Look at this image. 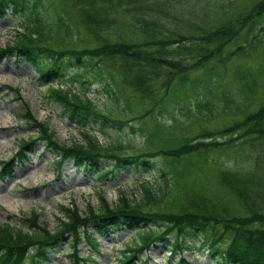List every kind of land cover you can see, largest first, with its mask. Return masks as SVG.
<instances>
[{"label":"rangeland","instance_id":"374dc122","mask_svg":"<svg viewBox=\"0 0 264 264\" xmlns=\"http://www.w3.org/2000/svg\"><path fill=\"white\" fill-rule=\"evenodd\" d=\"M262 1L39 0L36 9L43 32L29 24L25 14H15L9 8L3 14L0 10V48L16 43L20 32H34L39 38L48 33L56 49L80 50L109 42L133 44L180 35L197 37L224 24L237 29L240 26L239 35L226 46L224 54L238 43H251V37L264 26V6L255 8ZM33 2L29 0V4ZM242 18H249L243 26L237 22ZM60 22L69 28L71 36L65 35ZM144 22L153 28L144 32L138 27ZM262 36V47L249 49L242 58L224 64L219 63L218 54H211L204 63L184 74H170L177 69L164 63L155 70L152 64L141 67L139 60L115 57L92 60L87 69L72 66L66 78L77 74L76 78L61 80L56 86L80 92L100 111L112 113L113 119L126 122L134 118L122 128L111 125L103 128L97 124L85 129L99 139L106 152L133 156L201 140L203 134L212 132L217 133V140L223 141L239 136L243 129L222 135L218 132L243 122L245 116L264 104ZM204 47L190 38L163 51V57L196 64L206 56ZM152 50L156 55L158 48L152 46ZM139 70L140 76L145 77L142 85L136 81ZM84 81L89 83L83 85ZM48 90L49 85L39 80L37 68L27 59L15 53L0 56V117L7 118V121L0 118V172L4 167L2 160L10 161L14 169L10 178L0 177V227L6 223L25 225V218L38 212L39 223L57 231L61 222L67 221L62 207L76 206L86 212L91 206L98 211L104 199L115 205L122 196L133 204L141 203L148 211L227 217L264 213V133L241 136L232 144L204 148L180 158L159 155L151 159L149 167L140 170L132 166L116 168L114 159H106L102 170L114 168L115 172L104 179L98 177V172L75 168L72 159L60 166L47 141L41 138L27 160L20 161L16 155L24 141L40 136L39 131H29L28 123L22 119L27 110L48 124L58 142L69 145L87 141L83 128L64 115L60 104L50 102ZM156 101H160L158 107ZM144 184L150 188L152 198ZM4 200L12 201L14 206H8ZM136 231L120 230L109 237H100L98 252L94 253L86 241L81 243L80 254L92 257L81 264H121L126 248L139 243ZM191 243L195 248L181 253H173L169 245L149 246L133 264H144L145 259L146 264H222L207 248L201 249L193 240ZM72 248L69 238L51 254L48 264H74L70 256ZM32 260L33 254L27 262Z\"/></svg>","mask_w":264,"mask_h":264},{"label":"trees","instance_id":"16d2710c","mask_svg":"<svg viewBox=\"0 0 264 264\" xmlns=\"http://www.w3.org/2000/svg\"><path fill=\"white\" fill-rule=\"evenodd\" d=\"M38 1L35 0L29 4V0H0V10L3 14L7 13L8 8L15 14H25L29 24H34L32 26L40 28V31L43 32L44 27L41 26L43 22L36 9ZM261 6H264V1L255 8L258 9ZM250 13L253 15V10ZM248 19L242 18L237 22L243 26ZM60 24L63 26L65 35L71 36L65 23L60 22ZM138 27H141L144 32L148 28H153L145 22L139 23ZM239 27L237 29L233 25L224 24L197 37L180 35L178 38L172 37L168 40H147L133 44L123 41L109 42L80 50L76 48L56 49L49 41L48 33L45 37L39 38L34 32L29 34L20 32L16 43L0 48V56L15 53L34 65L38 70L39 80L45 85H49L48 98L50 102L60 104L64 115L83 128V135L87 141H75L69 145L58 142L48 124L45 121L37 120L27 110V113L22 114L21 117L28 123V130L39 131L40 136L27 138L17 152L16 158L20 161L27 160L28 153L32 152L35 142L41 138L47 141L49 149L53 151V158L58 159L60 166L67 159H72L75 168H83L90 173L98 172L100 175L98 177L104 179L114 175L115 172L114 168L102 170L106 159H114L116 168L132 166L140 170L141 167H149L151 159L159 155L180 158L204 148L232 144L241 136L264 133V104H262L259 109L245 116L243 122L218 132L222 135L224 132L243 129L239 136L220 141L216 139L217 133L212 132L202 136V139L212 138L211 140H190V142L175 147L147 151L133 156L128 154L126 156L116 155L106 152L99 139L85 129L93 128L97 124H102L103 128H107L109 125L122 128L134 118L126 120V122L121 119H113L110 117L112 113L106 114L100 111L91 99L84 98L80 92H72L61 87V85L56 86L61 80L68 81L70 79L72 81L76 78L77 74L71 78H66L67 72L72 66L87 69L91 66L92 60L104 61L115 57L139 60L138 63L141 64V67L152 64V68L155 70H157L158 65L164 63L166 66L177 69L170 74L189 72V69H195L197 65L204 63L211 54H218L220 56L219 63L225 64L235 58L244 57L249 49L258 50L259 47H262L264 26L259 28L253 35L254 37H251L252 41L248 45L238 43L228 52L222 54L226 46L239 35ZM190 38L196 39L202 43L203 47H206L203 48L206 56L199 59L196 64L188 65L182 61H172L163 57V51L167 52L170 48ZM255 39L258 41L256 42ZM213 45L214 48L211 49L210 47ZM152 46L158 48L156 55L152 53ZM207 46L209 47L207 48ZM136 68L138 71V66ZM139 73H141L140 70L136 81L142 85L145 82V77L140 76ZM172 79L173 76L169 77L168 82L170 83ZM149 81L147 80L146 83ZM55 82L56 84H54ZM82 83L86 85L89 82L84 81ZM148 86L145 87L148 88ZM16 91L19 94V90L16 89ZM159 104L160 101H156L155 107H158ZM141 117L143 116L136 118ZM3 166L0 177L10 178L14 171L12 164L10 161H4ZM144 187L149 198H152L150 188L147 184H144ZM103 202L102 209H98V211L91 206L86 212H81L76 206L72 208L62 207L67 214V221L63 220L57 231L49 229L47 224H40L38 212H32L25 218L24 223L27 227L25 225L16 227L10 223L4 224L0 227V264H48L51 261V254L69 238L72 240L73 248L70 256L74 261L73 263H88L92 260L91 254L82 256L78 246L86 241L92 253L98 252L100 237H109L111 234L120 232V230H138L136 232L140 235L139 243L126 248V254L121 259V264H133L143 250L158 243L163 247L169 245L173 253L194 249L192 240L196 241L201 249L207 248L210 255L221 261L222 264H264V213L227 217L226 215L201 214L199 212L148 211L144 209L141 203L133 204L130 199L123 196L115 205H110L105 199ZM31 254H33V260L27 262V258ZM181 259L185 260L184 258ZM143 261L146 264L148 259Z\"/></svg>","mask_w":264,"mask_h":264},{"label":"bare ground","instance_id":"6f19581e","mask_svg":"<svg viewBox=\"0 0 264 264\" xmlns=\"http://www.w3.org/2000/svg\"><path fill=\"white\" fill-rule=\"evenodd\" d=\"M1 120H4V121H7V118L4 116V115H2L1 117ZM6 123V122H5ZM4 202L8 205V206H14V203L12 202V201H9V200H4Z\"/></svg>","mask_w":264,"mask_h":264}]
</instances>
